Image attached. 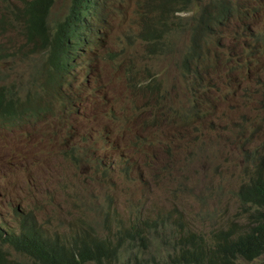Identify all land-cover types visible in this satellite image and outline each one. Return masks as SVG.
Masks as SVG:
<instances>
[{
  "label": "rangeland",
  "instance_id": "374dc122",
  "mask_svg": "<svg viewBox=\"0 0 264 264\" xmlns=\"http://www.w3.org/2000/svg\"><path fill=\"white\" fill-rule=\"evenodd\" d=\"M67 3L54 0L50 19L59 18ZM186 18L187 14L181 16L182 21ZM255 32L264 37V18L255 24ZM25 33L26 27L20 24L0 34V84L13 86L19 99L33 88L40 63L32 59L37 54L25 53L29 49L24 45ZM187 37L186 30L172 37L174 49L156 60L158 88L130 105L122 96L128 92L112 79L109 67L112 56L119 58V47L111 33L103 32V49L88 69L87 85L101 88L99 96L86 104L88 146L74 143L49 114L22 132L6 135L0 128V173L11 182L0 186V218L15 224L14 210L31 211L50 232L62 231L80 217L94 225L100 236L110 233L113 239L121 235L115 227L105 232L94 224L101 221L107 205L115 219H134L139 214L156 220L145 245L124 240L112 264L139 260L144 264L145 259L159 264L171 252L165 245L174 243L185 230L201 233L209 242V231L224 219L244 226L246 218L240 213L235 189L245 179L244 157L264 160V41L256 45L258 57L250 69L244 63L245 53L236 52L241 66L235 69L233 64L228 83L218 84L196 105L199 112H207L204 117L184 119L192 98L186 99L187 92L176 79ZM229 43L235 49L233 41ZM86 71H81V77ZM156 103L166 123L148 122L143 108ZM30 110L32 116L34 109ZM107 140L111 146L105 145ZM242 263L264 264V252Z\"/></svg>",
  "mask_w": 264,
  "mask_h": 264
},
{
  "label": "clouds",
  "instance_id": "9594fccd",
  "mask_svg": "<svg viewBox=\"0 0 264 264\" xmlns=\"http://www.w3.org/2000/svg\"><path fill=\"white\" fill-rule=\"evenodd\" d=\"M94 1L85 0L81 16L88 13ZM104 2L111 9L108 17L112 18V22L101 32L97 22L90 38L80 42L81 50L75 59L71 52L66 54L70 67L62 77L59 74L48 77L45 71V55L52 44L54 31L66 25V15L73 0H68L63 14L54 20L50 19L54 0H46L39 10L40 19L31 31L23 21H16L14 18L15 14L21 15V11H18L21 9L18 0H9L8 4L2 5L0 14L11 21V28L0 29V34L14 30L15 25H24L26 27L24 45H29L25 53H35L37 57L32 59L40 60L39 68L33 77V88L28 94L33 96L37 104H46L54 113L50 115L49 111L42 107L39 110L34 109L32 116L31 108L18 109L16 112L19 113L14 115H1L0 121L4 120L5 123H2L0 128L6 135L35 126L39 123L41 115L49 114L74 143L88 146L89 117L86 104L98 97L101 91L99 84L87 85L88 69L89 64L99 58L103 49V32L111 33L119 47L117 52L119 58L114 60L115 55L112 56L113 63L109 67L113 72L112 79L121 83L128 92V95L123 93L122 96L130 105H133L137 98L158 88L159 69L156 60L174 49L172 37L175 34L184 30L188 32L186 46L178 60L176 79L177 85L186 90V99L189 101L192 98L187 112L183 114L184 119L190 116L201 118V112L196 109V105L202 103L208 92L215 90L218 84L228 83L233 64L235 69L237 65L241 66V62L236 61V52L245 53L244 63L247 69H250L256 64L258 57L256 45L264 41V37L255 32V24L260 18H264V0H104ZM185 14L187 18L182 21L181 16ZM87 19L88 17L85 18ZM80 30L78 18L74 33L78 35ZM37 38H40L38 42ZM230 40L233 41L235 49L231 48ZM85 69L87 71L81 77V71ZM240 69L245 70L244 67ZM47 85L53 87L46 90L43 87ZM174 103L176 107L177 100ZM181 104L185 107L184 103ZM143 111L147 113L150 124L167 122L159 103L147 105ZM105 145L111 146V142L107 140ZM61 157L64 158L65 153L61 154ZM10 184L8 175L0 173V186ZM27 212L31 213L14 210L15 224H9L0 218V229L7 232L17 231V215ZM94 224L101 229L100 222ZM2 249L9 256L10 251L13 252L9 246H3ZM112 262L113 260L111 264ZM93 263L95 262L87 264Z\"/></svg>",
  "mask_w": 264,
  "mask_h": 264
},
{
  "label": "trees",
  "instance_id": "16d2710c",
  "mask_svg": "<svg viewBox=\"0 0 264 264\" xmlns=\"http://www.w3.org/2000/svg\"><path fill=\"white\" fill-rule=\"evenodd\" d=\"M8 1L0 0V9ZM45 2L46 0H18L21 15L15 14V20L23 21L29 31L33 30L40 19V7ZM84 4L85 0H73L66 15V25L53 33L52 44L45 55L48 77L52 74L62 77L68 72L70 65L66 54L71 52L73 59L76 58L81 50L80 42L90 38L97 22L99 32L112 22V18L108 17L111 9L104 0H95L88 13L81 16ZM78 18L81 30L76 35L74 27ZM9 28L11 21L0 14V29ZM16 94L13 86L0 85V116L14 115L19 113L16 112L18 109L39 110L42 107L50 115L54 114L46 104H37L30 94L23 99H19ZM205 115L206 112L201 113L200 117ZM243 161L245 179L237 185L235 196L240 213L246 218L244 226L234 219H224L217 229L209 231V237L212 236L209 242H206L203 234L185 230L175 238L174 243L165 245L171 252H167L159 264H243L242 262H249L264 252V160L245 156ZM17 216V231L0 229V264H111L121 254L125 239L128 240L127 243L138 241L143 247L146 235H152L150 230L157 224L156 220L139 214L134 219L129 216L125 220L115 219L107 205L101 215V230L106 232L115 227L116 232L121 235L113 239L110 233L100 236L90 223L80 217L69 221L62 231L48 232L37 222L35 214L27 212ZM159 223H163V220ZM3 246H9L22 259L11 258L2 249ZM28 259L32 262H28ZM150 262L149 259L144 260V264ZM157 263L158 261L154 264ZM135 264H141L140 260Z\"/></svg>",
  "mask_w": 264,
  "mask_h": 264
}]
</instances>
